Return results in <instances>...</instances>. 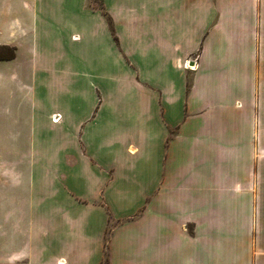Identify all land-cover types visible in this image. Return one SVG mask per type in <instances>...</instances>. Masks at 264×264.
Returning <instances> with one entry per match:
<instances>
[{
  "label": "crops",
  "instance_id": "crops-1",
  "mask_svg": "<svg viewBox=\"0 0 264 264\" xmlns=\"http://www.w3.org/2000/svg\"><path fill=\"white\" fill-rule=\"evenodd\" d=\"M101 2L104 84L63 54L65 97L1 108L0 260L264 264V0Z\"/></svg>",
  "mask_w": 264,
  "mask_h": 264
},
{
  "label": "rangeland",
  "instance_id": "rangeland-1",
  "mask_svg": "<svg viewBox=\"0 0 264 264\" xmlns=\"http://www.w3.org/2000/svg\"><path fill=\"white\" fill-rule=\"evenodd\" d=\"M107 3L124 18L133 14L137 19L139 15L141 19H145L147 14L142 8V5L146 6V0H107ZM89 4L104 15L100 9L101 0H89ZM83 5L84 0H0V58L7 57L11 51L15 53V58L0 62V112L4 104L13 106L23 100L22 93L16 88L20 83H29L35 88L36 101H59L61 97H65L66 94L57 93L55 88L60 86L67 90L69 83L67 75L58 78L46 77L41 76L39 71L45 69L51 72L52 69H56L54 60L63 54L71 57L67 59L70 64L73 63L74 68L89 69L92 75L96 74L92 78L95 84H104V78L100 75L102 68H106L107 71L112 70L110 58H105L107 54L104 51L106 49L104 43L107 36L102 32L103 27L98 17H95L98 13L91 16V24H89L88 13L83 9ZM32 12H34L33 18ZM82 20L83 22L80 23ZM128 20L133 19L131 17ZM27 22L29 25L33 24L35 29L32 31L30 28V34L22 36L18 25H25ZM9 23L15 27L12 36H8L5 28ZM73 33H78V39L81 38V41L72 39ZM7 41L12 45L2 44ZM30 61L37 65L36 71H32L31 66L26 69ZM45 88L48 90L45 91ZM4 119L0 113V135L3 133L1 129ZM15 127L18 128L13 126ZM106 238H109V230ZM3 248V237L0 236V255L3 253ZM0 264H4L3 261L0 260Z\"/></svg>",
  "mask_w": 264,
  "mask_h": 264
},
{
  "label": "trees",
  "instance_id": "trees-1",
  "mask_svg": "<svg viewBox=\"0 0 264 264\" xmlns=\"http://www.w3.org/2000/svg\"><path fill=\"white\" fill-rule=\"evenodd\" d=\"M100 9L102 10V12H103L104 15H107V13L103 10V7L102 6L100 7ZM107 19H108V23H109L111 29L113 30V28H112V21H111L110 17L107 16ZM14 55H15L14 51H11L7 57L0 58V59H11V58L14 57Z\"/></svg>",
  "mask_w": 264,
  "mask_h": 264
},
{
  "label": "built area",
  "instance_id": "built-area-1",
  "mask_svg": "<svg viewBox=\"0 0 264 264\" xmlns=\"http://www.w3.org/2000/svg\"><path fill=\"white\" fill-rule=\"evenodd\" d=\"M60 119V115L59 114H53V116H52V121L53 122H56V121H58Z\"/></svg>",
  "mask_w": 264,
  "mask_h": 264
}]
</instances>
